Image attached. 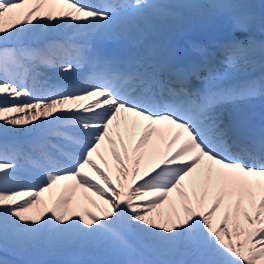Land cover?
<instances>
[{
  "label": "snow or ice",
  "instance_id": "6c2138e0",
  "mask_svg": "<svg viewBox=\"0 0 264 264\" xmlns=\"http://www.w3.org/2000/svg\"><path fill=\"white\" fill-rule=\"evenodd\" d=\"M166 7L0 0V41L35 42L0 49V249L21 264H264V127L243 107L264 101V72L225 82L203 50L179 64L95 48L118 14ZM219 48L251 62V46ZM26 60L43 83L24 82Z\"/></svg>",
  "mask_w": 264,
  "mask_h": 264
},
{
  "label": "bare ground",
  "instance_id": "6f19581e",
  "mask_svg": "<svg viewBox=\"0 0 264 264\" xmlns=\"http://www.w3.org/2000/svg\"><path fill=\"white\" fill-rule=\"evenodd\" d=\"M197 0H169V2H166L163 5H169L171 7H166L163 9L158 10H151V12L146 15L145 17L142 16V19L139 20L137 17V20H133L132 23H135L137 26V29L145 32L144 36H147L146 34H151L152 36H155L156 33H162L165 29L169 28L171 26H178L183 27L184 25L188 23H196L200 19H204L205 14L211 15L213 13L214 7L208 6L210 5L207 2H204L201 5L196 2ZM200 2H203L202 0H199ZM252 0H241L235 3L237 7H244V5H247ZM259 4H264V0H257ZM213 4L220 6L222 5L221 2L213 1ZM223 10H232V8L228 6H221ZM264 10V7L261 8ZM121 28H124L125 30H130L129 26H120ZM247 30L251 29V26H248L246 28ZM260 31L264 34V30L260 29ZM64 29L59 30L58 32L53 33V35H61L64 34ZM248 36V35H245ZM31 41L32 46H34L35 42ZM26 42L23 40H10V41H0V49L7 48L9 50H19L23 47H26ZM31 47V45L29 46ZM258 57H264L263 55H258ZM27 134H21L19 136L15 137H21L25 139ZM22 140V139H19ZM83 203V202H82ZM89 210L96 211L95 209H92L91 206H87ZM166 210V206H165ZM0 256H5L8 258H11V260H16L21 263L22 257L19 256L17 253H15L12 249H0ZM83 259V260H92L96 259L98 257L85 255V256H76V257H61L60 259ZM104 258H112V257H104ZM145 259H152V257H145Z\"/></svg>",
  "mask_w": 264,
  "mask_h": 264
}]
</instances>
